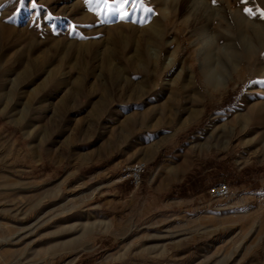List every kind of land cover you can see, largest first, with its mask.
Returning a JSON list of instances; mask_svg holds the SVG:
<instances>
[{"label":"rangeland","instance_id":"374dc122","mask_svg":"<svg viewBox=\"0 0 264 264\" xmlns=\"http://www.w3.org/2000/svg\"><path fill=\"white\" fill-rule=\"evenodd\" d=\"M145 6L0 0V264H264V0Z\"/></svg>","mask_w":264,"mask_h":264},{"label":"snow or ice","instance_id":"6c2138e0","mask_svg":"<svg viewBox=\"0 0 264 264\" xmlns=\"http://www.w3.org/2000/svg\"><path fill=\"white\" fill-rule=\"evenodd\" d=\"M27 0H19L21 6L25 5ZM213 4H216L217 0H212ZM249 0H241V3L247 4ZM88 5L95 3L98 8L110 10L121 21H128L137 12L151 13L153 9L145 6V0H86ZM33 7L36 5V0H32ZM22 11V9H21ZM247 15L256 18L257 13L260 19H264V9L253 10L252 8H246ZM99 15V11L97 12ZM135 23V21H132ZM75 30V26H73Z\"/></svg>","mask_w":264,"mask_h":264},{"label":"built area","instance_id":"2783aa9c","mask_svg":"<svg viewBox=\"0 0 264 264\" xmlns=\"http://www.w3.org/2000/svg\"><path fill=\"white\" fill-rule=\"evenodd\" d=\"M148 163L139 160L121 167L118 182L128 183L134 190H138L143 184V178ZM209 196L213 199L226 200L232 195L231 187L227 183H219L208 190Z\"/></svg>","mask_w":264,"mask_h":264},{"label":"bare ground","instance_id":"6f19581e","mask_svg":"<svg viewBox=\"0 0 264 264\" xmlns=\"http://www.w3.org/2000/svg\"><path fill=\"white\" fill-rule=\"evenodd\" d=\"M207 76H209V75H207ZM207 76H206L207 83L216 87V85H214V83H213L214 82L213 79L207 78ZM263 84H264V82H263ZM258 90L261 91V93L263 94V99H264V87H259ZM262 105L264 106V102ZM250 126H249L248 130H245L246 129V126H245L244 129H241L239 131V134H238V135H240V136H238L239 137V145L243 146L247 152H251L254 150L253 154L263 152L264 151V129L255 130L254 128H252ZM248 136L250 138L247 139L246 137H248Z\"/></svg>","mask_w":264,"mask_h":264}]
</instances>
